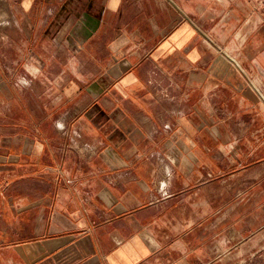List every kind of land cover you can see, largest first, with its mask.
<instances>
[{"label":"crops","instance_id":"crops-1","mask_svg":"<svg viewBox=\"0 0 264 264\" xmlns=\"http://www.w3.org/2000/svg\"><path fill=\"white\" fill-rule=\"evenodd\" d=\"M259 2L0 1V264H244Z\"/></svg>","mask_w":264,"mask_h":264},{"label":"rangeland","instance_id":"rangeland-1","mask_svg":"<svg viewBox=\"0 0 264 264\" xmlns=\"http://www.w3.org/2000/svg\"><path fill=\"white\" fill-rule=\"evenodd\" d=\"M259 3L262 11H264V0H260ZM1 13L2 10H0V15ZM0 22H2V18L0 19ZM0 107H4V104L1 103ZM242 250L245 251L246 256L253 253L251 256H248V258L245 259L244 264H264V232L256 235L249 241H246L242 245Z\"/></svg>","mask_w":264,"mask_h":264},{"label":"built area","instance_id":"built-area-1","mask_svg":"<svg viewBox=\"0 0 264 264\" xmlns=\"http://www.w3.org/2000/svg\"><path fill=\"white\" fill-rule=\"evenodd\" d=\"M261 99L264 101V97L262 96Z\"/></svg>","mask_w":264,"mask_h":264}]
</instances>
